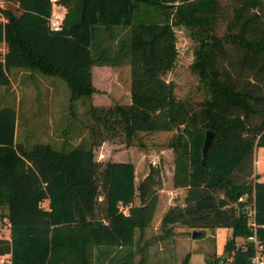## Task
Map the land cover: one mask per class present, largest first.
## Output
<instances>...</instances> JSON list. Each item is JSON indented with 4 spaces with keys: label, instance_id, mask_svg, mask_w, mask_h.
Masks as SVG:
<instances>
[{
    "label": "trees",
    "instance_id": "1",
    "mask_svg": "<svg viewBox=\"0 0 264 264\" xmlns=\"http://www.w3.org/2000/svg\"><path fill=\"white\" fill-rule=\"evenodd\" d=\"M53 3L63 8L58 30L47 23ZM174 26L196 42L189 67L206 91L196 102L176 97L174 82L163 77L177 55ZM0 43V85L11 87L13 67L58 76L69 108L83 96L91 119L87 137L56 148L18 139L15 102L0 104V226L7 220L9 229L0 236V258L143 264L135 253L153 215L158 169L150 164L135 183L132 162L97 160L92 149L117 132L131 145L140 131L170 132L171 184L185 188L159 227H229L226 256L212 264H250L252 242L235 237L251 233L264 255V180L250 168L254 148L264 146L262 0H1ZM115 61L129 64L130 101L91 104V66ZM101 129L106 136L96 141ZM206 130L212 137L201 162Z\"/></svg>",
    "mask_w": 264,
    "mask_h": 264
},
{
    "label": "rangeland",
    "instance_id": "2",
    "mask_svg": "<svg viewBox=\"0 0 264 264\" xmlns=\"http://www.w3.org/2000/svg\"><path fill=\"white\" fill-rule=\"evenodd\" d=\"M174 33L177 55L173 67L166 71L163 77L174 82L176 97L196 102L206 95L197 75L189 67L193 60L196 42L183 27L174 26ZM4 49L5 44L0 43V52H3ZM119 62L115 61V65L111 66V84H99L97 91L90 97L91 104L104 107L115 103L126 104L129 64ZM12 69L10 72L13 81L12 89L7 91L6 88V91L11 102L14 99L16 101L15 106L19 114L18 139L26 142L40 140L52 143L58 148L64 146L67 149L80 138L87 137L88 124L91 122L86 112L89 103L87 98L83 96L76 98L70 109L68 106L69 89L63 79L43 74L44 77H52L56 81L52 90L40 74L31 78L27 75L28 72L21 68L13 67ZM101 79L107 80L104 77ZM94 81L97 86L96 79ZM0 87L4 89L3 85ZM106 133L101 129L94 139L100 140L101 137L106 136ZM168 135L169 132L153 134V132L140 131L137 137L132 139L133 144L128 145L131 146L129 149L124 143V136L117 132L112 137L94 145L93 156L101 161L112 160L117 156L119 158H136L138 163L134 167L135 183H138L144 172H147L150 164L155 165L158 169L159 186L162 190H157L155 193L156 202L153 215L138 240L140 247H143L139 251L137 250L135 259H138L142 253L143 264H212L215 258H225L226 256L223 244L230 236L229 227L192 228L178 222L168 225V228L159 227V219L163 211L171 204L182 203L185 191V188L182 187L170 190L172 187L170 180L172 155L170 156V152L167 150L159 152L160 148L165 147ZM117 151L119 152L117 153ZM153 152L158 153V157H154ZM152 160L153 163H151ZM250 168L253 173L257 174V178L258 176L264 178V146L254 148ZM251 178H254L253 175ZM245 179L249 180L250 176H245ZM167 201L170 203L165 207ZM246 201L248 204V200ZM138 202L139 197L136 192L134 203ZM44 205L46 206V201H44ZM4 223L0 226L1 237H6L9 234L7 220ZM193 229L200 231L194 237L191 236ZM245 241L244 237H235L236 244H243ZM7 258L5 257V259ZM2 264L9 263L5 260Z\"/></svg>",
    "mask_w": 264,
    "mask_h": 264
},
{
    "label": "crops",
    "instance_id": "3",
    "mask_svg": "<svg viewBox=\"0 0 264 264\" xmlns=\"http://www.w3.org/2000/svg\"><path fill=\"white\" fill-rule=\"evenodd\" d=\"M54 4V3H53ZM55 7H59V8H62L60 5H55ZM63 9V8H62ZM5 50V49H4ZM112 65H108V64H100V65H98V64H94V65H92L91 66V82H92V84H93V86L95 87V91H93L92 92V94H91V96L93 95V93H95L96 91H97V87L99 86V84H101V85H105V84H111L110 83V76H111V72H112V67H111ZM11 70H13V69H11ZM22 70H24V71H26V72H28V76H30L31 78H35V76L34 75H36V74H40V76H43V74L42 73H40V72H31V71H29V70H26V69H22ZM11 72V71H10ZM44 75H51V74H44ZM51 76H55V75H51ZM11 77V76H10ZM58 77V76H57ZM101 77H104L105 79H107L106 81L105 80H103V79H101ZM43 78H44V81H45V83L47 84V85H49L50 86V88L53 90V84L56 82L52 77H44L43 76ZM60 78V77H59ZM115 78H116V76H115ZM40 79V78H39ZM94 79H96V81H97V83H98V85L96 86L95 85V81H94ZM12 84H13V81H12V78H11V87H9V88H7V87H5V86H3L4 87V89H2L1 87H0V89H2V91L0 92V103L2 104V103H4V102H7V101H11V99L9 98V97H7V91H10L11 89H12ZM6 88H7V91H6ZM127 98H128V100H127V102L126 103H128L129 101H130V96H129V85H128V88H127ZM14 102H16L15 101V99H14ZM45 130V129H44ZM153 132V134H158V133H161V132H169V131H152ZM170 133V132H169ZM53 147H56V148H58V146H54L52 143H50ZM129 149L131 148V146H127ZM165 150H167V151H169L170 152V156L172 155V151H171V149L169 148V147H167V146H165V147H162V148H160L159 149V152H164ZM119 151H117V153H118ZM154 153V157H158V153H156V152H153ZM159 159V158H158ZM112 160H120V161H130V162H132V164H133V167H135L136 166V164L138 163L137 161V159L136 158H132V157H129V158H119L118 156L117 157H115V158H113ZM151 163H153V160L151 161ZM172 167H173V164H172ZM146 172H144V174H145ZM170 173H172V170L170 171ZM143 174V175H144ZM257 179H259V180H264V178L262 179L261 178V176H258V178ZM170 180H171V177H170ZM171 186H172V184H171ZM178 188H181V187H174V186H172L171 188H170V190H177ZM182 188H184V187H182ZM159 191H161L162 190V188H159L158 189ZM166 194H168V193H166ZM133 203H134V199H133ZM170 202H166L165 203V207H167L168 206V204H169ZM134 204H136V203H134ZM122 209H123V211H125V207H122Z\"/></svg>",
    "mask_w": 264,
    "mask_h": 264
},
{
    "label": "built area",
    "instance_id": "4",
    "mask_svg": "<svg viewBox=\"0 0 264 264\" xmlns=\"http://www.w3.org/2000/svg\"><path fill=\"white\" fill-rule=\"evenodd\" d=\"M55 5L56 4L52 5L51 12L47 20L48 26L51 30H58L60 28L62 14H63V9L59 7H55ZM262 11L264 13V0H262ZM246 197H247V194H243V195L238 196L237 200H244ZM246 208H247V213L249 215L248 224L250 226H253L254 222H253V217H252V214H253L252 204L249 202L246 205ZM245 239L246 241L247 240L251 241L253 248H254V252L252 256L250 257V264H263L264 255L260 252V248H259V245H258V242L256 240L254 233L247 235ZM5 257H9V256H3L2 258H0V262L3 263L6 260V262L9 263L10 262L9 258L5 259Z\"/></svg>",
    "mask_w": 264,
    "mask_h": 264
},
{
    "label": "water",
    "instance_id": "5",
    "mask_svg": "<svg viewBox=\"0 0 264 264\" xmlns=\"http://www.w3.org/2000/svg\"><path fill=\"white\" fill-rule=\"evenodd\" d=\"M211 137H212V132L210 130H206L204 132V135H203V140H202V143H201V147H200V161L203 162L204 160V155H205V152L210 144V140H211ZM199 230H196V229H193L191 231V236L194 237L196 235L199 234ZM221 263V260H218L216 262V264H220Z\"/></svg>",
    "mask_w": 264,
    "mask_h": 264
}]
</instances>
